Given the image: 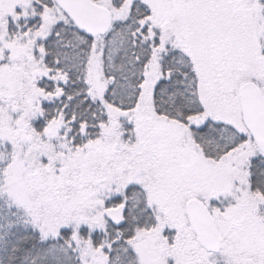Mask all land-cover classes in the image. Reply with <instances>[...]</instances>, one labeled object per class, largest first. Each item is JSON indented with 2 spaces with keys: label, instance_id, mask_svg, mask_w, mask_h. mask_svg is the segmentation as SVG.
I'll return each mask as SVG.
<instances>
[{
  "label": "snow or ice",
  "instance_id": "1",
  "mask_svg": "<svg viewBox=\"0 0 264 264\" xmlns=\"http://www.w3.org/2000/svg\"><path fill=\"white\" fill-rule=\"evenodd\" d=\"M0 264H264V0H0Z\"/></svg>",
  "mask_w": 264,
  "mask_h": 264
}]
</instances>
